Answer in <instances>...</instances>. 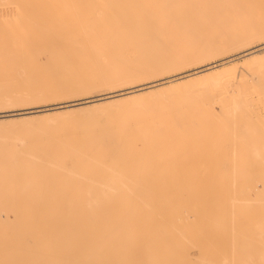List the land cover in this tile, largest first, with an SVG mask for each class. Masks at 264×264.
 Segmentation results:
<instances>
[{"label": "rangeland", "instance_id": "obj_1", "mask_svg": "<svg viewBox=\"0 0 264 264\" xmlns=\"http://www.w3.org/2000/svg\"><path fill=\"white\" fill-rule=\"evenodd\" d=\"M99 2L100 3L98 4L96 0H55L53 2H45L44 0H24L22 2L20 0L19 3V0H3L0 5V11H2V16L0 17V50H3L6 54H22L27 59L35 57V60H41L44 64V68H42L43 70L40 73L35 74L39 76L36 78L33 77L34 79L30 80V82H34L38 85L41 91L50 89L51 91L61 90L62 92H65L67 90V86L75 81L74 78L76 77V71L86 67L91 61V59H87L86 56L82 54V48L76 46L79 43H82L83 38L86 37L84 29L90 30H88V33H91L93 36L92 38H100L98 34H103V30H105V26L102 24L103 22H99L98 20L101 16L97 17L96 12L102 8H106V0H99ZM25 9L31 11L35 16L31 18H24V16H27L24 11ZM103 18L107 19L105 16H103ZM92 22H95L93 30L91 29ZM106 38L107 37H103V39ZM262 42L264 41H261L256 45L262 44ZM235 53L236 55H233ZM230 55L233 56L232 58L240 57V55H238V51L229 53L228 56ZM108 57H111V55L109 54ZM221 59L222 58H219L217 60ZM227 60H229V58L226 59V61ZM241 61L242 60L240 59L237 62ZM262 61L264 62V60ZM104 65L107 64L105 63ZM248 67H250V64H247L245 68ZM193 68H195V66L190 67V69ZM187 69L190 70L189 68ZM234 70L235 69L231 68L229 72L232 73L239 71L238 69ZM253 72V77L247 75L245 76V79L242 80L244 82L247 79L246 81L248 82L245 81L246 83L243 84L241 81V84L239 83L240 85L237 83V85H234L233 88H231L233 85L228 86L225 92L223 91L221 94L215 93L214 97L217 96L216 100L219 97L218 103L220 102V104L216 103L217 101H215L213 96L209 97L211 99L213 98V101L206 97L190 99L184 98L182 104L185 106V103L187 102L186 104L189 105L187 106V115H183L185 118L187 117L186 120H191L189 122L190 125L192 124L195 126L190 127L186 133L182 132L184 135L179 133L177 134V132L171 133L173 131H170V134L166 133L164 136L168 138L171 136L170 143L182 144L188 149L184 153L178 154L175 159L171 158L170 160H167L168 162L166 161L165 165L160 166L159 164H156L155 166H152V174L148 176V178L164 181L165 186L171 188V191H157L150 194L119 192L115 195V197L108 198L107 200L110 201V204L107 207H109L108 209L111 212H114L115 214L117 213V217L114 216L112 218L111 215L105 217L104 230L101 232L98 231L89 233V236L86 230V220H88L86 218L87 213L85 211L87 193L84 191V188L86 183L83 178L72 180L71 182H65L63 174H60L63 173L62 167L77 171L84 163V156L87 155V153L82 150L84 144L86 143L83 134H76L73 132L61 134H22L27 138L24 142L25 144L20 143V148L23 150L25 149V152L28 150L35 154L45 156V159L43 161H38V164L35 163L33 168L29 167L32 163H30L28 158H24L21 162L15 165H8L3 168L0 167V171L5 173L4 176H7L6 174L8 171L12 172V177H0V213H2L4 217H6L5 214L7 213L10 216V219L8 220L3 217V222H0V241L4 242H0V246H4L6 248V258L9 256L11 258L13 257L18 260L19 264H49L50 262V264H54L55 262L60 263L63 259L64 262H61V264L66 262V264H87V260L85 258L86 249H88V247L92 244H95L96 246H100V244H102V247L97 248L98 256L91 264H155L149 260L150 251L143 247V243L146 238L145 235H147L148 239L156 238L153 241H155L158 245L157 249L160 247L161 251L159 250L158 252L161 255L157 260V264H201V260L207 256L214 261L213 264H217V262L221 263L222 258L225 257H230L229 260L232 261L230 264H241L240 259H242V256L240 253L244 250L249 253L258 252L260 249V242L264 240L259 236L261 230L260 233H258L259 229L264 227V186L261 185L262 183L255 182V180L257 179L256 181L260 182L263 179L264 181V128L262 127L264 126V116H261L264 115V111H262L264 105L263 108L260 107V103L255 102L258 101L255 98L258 96L259 91H262L264 88V72ZM258 75H260V79L263 82L261 83L263 85L261 83L259 84L260 81L258 82ZM255 80L258 82H256V84L260 86L254 84ZM249 83H253V85ZM136 84L139 83H124L111 89L99 87L97 88V91L99 92L94 95L106 94L112 91L135 86ZM197 85H199V83H197ZM193 86L194 85H189L187 88L186 85H183L181 87L171 89L170 91H166L164 95H171L175 93L184 94L186 90L192 88ZM239 87L242 88V91H254L255 95L253 94V97L249 100L241 99L239 97V92H241ZM259 87L263 88L260 89ZM16 89L17 88L14 90ZM232 89H234L233 91L235 93ZM228 90H230L231 94ZM255 90L257 92H255ZM227 94L231 96L230 98L233 101ZM80 98L82 97H70L66 95L63 97L54 96L49 98L51 99L50 101L42 102L38 105H30L27 106V108H47L48 106L56 107L60 103ZM251 99H253L255 104L252 102V105H250V102L252 101ZM257 99L260 100L259 102L262 101L261 103H264V96H258ZM193 100H195V102H193ZM199 100H202L203 103ZM212 102L215 103L213 104ZM228 102L233 105H230ZM239 102H241V104ZM238 103L242 107L239 109L240 112L238 110L237 112L233 110L234 108H237L236 104ZM256 103L259 106L253 107L254 109L256 108L255 112L258 109L260 110L255 114L252 106L256 105ZM234 105L235 107H232ZM197 106H199L200 109ZM193 107L201 111H194V109H191ZM206 107L211 109L213 107L215 109L213 112L216 110L218 111H216V115H218V117H216V119L212 118L211 125H209V118L204 119L206 115L209 117L208 114H210V116L213 114L212 110L211 113L207 112V114L205 110L208 111L209 108L207 109ZM20 110L21 108L13 107L0 108V115H10L14 112H21ZM196 111L197 115H195ZM230 111H232V115L230 114ZM200 112L201 115L203 114L202 117L204 121L200 118L201 116H199ZM80 115L81 114H75L74 116L78 117ZM237 115H239L241 119ZM190 116L192 119L189 118ZM193 116H197V119L195 120ZM185 118L182 119V121H184ZM256 118H258L259 121ZM6 119L10 118L6 117ZM138 121H142V119L134 118L132 120L133 126L129 128L130 134H133L137 130L135 124ZM230 121H233L231 122L232 125L229 124ZM205 122H207V124H205ZM198 123H201V129L197 127ZM243 125H250V130L253 131L254 134L250 133V130H246ZM204 126L205 129L203 130ZM230 128L232 129V136L230 134L232 142L229 147L230 137L228 135L230 132L228 131L231 130ZM195 129L197 131H195ZM200 130H202V132ZM193 132L196 133L193 135ZM209 134H211V138L213 137L212 139ZM205 139H208L209 142ZM32 142L34 143L33 145ZM203 143H205L206 147H204ZM34 145L39 146L34 147ZM137 145L139 148L144 147V143H142V141H138ZM236 150H239V156H237L236 153L238 151ZM164 152L162 154L166 153ZM217 153L219 156H217ZM70 155H72V157L69 159ZM236 159L238 161L237 163L235 162ZM213 161L215 162L214 164ZM58 164L62 166V169L57 167ZM227 167L230 168L228 169ZM234 167H236L239 171H234L237 170ZM127 169L131 171L143 168L137 165L129 164ZM38 172H46L47 176L34 177L32 181H29L28 176L30 173L36 174ZM216 172L219 174H215ZM227 174L230 179L227 178ZM235 175H237V177ZM210 177L211 179L215 178L214 181L213 179L211 180ZM235 179L238 181L240 180V183H235L232 190H226L228 185L234 184ZM227 181L229 182L227 183ZM245 181H248L247 185L244 184ZM249 182L251 184H248ZM253 183L257 184L255 185L259 188L260 192H254V188L252 190L250 189V186H255ZM209 184L210 187L213 185L210 189ZM241 184H244L245 186ZM77 185L79 186V189H77ZM129 185L132 186L131 183H129ZM238 185L239 187H237ZM248 185L250 186L246 189ZM24 186L29 188L25 190ZM181 187H184V189L181 190ZM237 189H240V192ZM209 190L210 193L208 192ZM241 192H245L244 195ZM164 193H166V195ZM206 193L208 196H206ZM237 193H239V196ZM246 193H248L249 196ZM138 195L144 197L146 196V198H139ZM235 195L240 199H242L243 196H245V198L243 197L242 201H236ZM202 199H207V202L205 201L207 204L203 202ZM231 199H235V201H231ZM120 200L130 202L126 206V209L119 203L121 202ZM138 200L148 201L150 203L149 206L151 210L147 213L145 212L147 210H145L146 208H144V205L136 207L134 201L137 202ZM227 201H229L228 205ZM239 203L242 205H238ZM245 203L246 206L244 207ZM226 205H233L229 206L231 211L226 210L228 208H226ZM205 207L208 208V210ZM132 208H134V210ZM185 210L188 214L184 212ZM121 212L125 213L122 221L120 220L121 215L118 214ZM216 212L218 214H216ZM226 212L228 213L227 215ZM191 213H194V215ZM220 214L223 217L220 216ZM127 216L131 217L130 221H127ZM234 221L239 223H234ZM122 222L125 223V226L131 225L132 230H129L128 227H124L121 230L114 231V227L116 225L118 226ZM209 222L210 225L208 224ZM96 223L99 227H101L98 222ZM235 226L236 228H234ZM199 233H201V235L205 233V236L203 234L201 237ZM228 234L230 236L229 239ZM197 235H200V237ZM227 239L229 241H227ZM61 241L63 243H61ZM198 242L200 244H198ZM242 243L247 244V246L243 248L245 244ZM54 246L57 248H53ZM236 247L239 248L237 249ZM44 248L47 249L45 250ZM102 250H109V252L107 254ZM186 250L187 252L189 250L190 251L187 253L185 252ZM191 251L192 254L190 253ZM171 252L175 255L172 259L169 258V254H171ZM11 253H16L17 255H11ZM69 256L73 257L70 258ZM74 256H78L76 257L77 259H75ZM79 260H83V262Z\"/></svg>", "mask_w": 264, "mask_h": 264}, {"label": "bare ground", "instance_id": "obj_2", "mask_svg": "<svg viewBox=\"0 0 264 264\" xmlns=\"http://www.w3.org/2000/svg\"><path fill=\"white\" fill-rule=\"evenodd\" d=\"M2 1L3 0H0V5L2 4L1 3ZM21 1L23 2L24 0ZM44 1L53 2L55 0H44ZM96 2L98 4L100 3L99 0H96ZM106 5H105L106 8H102L96 12L97 17L101 16L98 19L99 22H103L102 24L105 26V30H103V34L100 35L98 34L100 38L97 37L92 38L93 36L91 35V33H88L89 29H84V33L86 37L83 38L82 43L76 45L77 47L82 48V54L86 56L87 59L89 60L91 59V61L87 64L86 67L79 69V71H76L75 74L76 77L74 78L75 81L67 86V90L65 92H62L61 90L51 91L50 89L46 91H41L38 85H36L34 82H30V80L39 76L35 74H38L43 70L42 68H44L43 67L44 64L42 63L41 60H37V59L35 60V57L27 59L22 54H18V55L6 54L3 50H0V108H7V107L21 108L20 110L21 112L18 113L14 112L10 115H0V167L3 168L8 165L9 166L15 165L21 162L24 158H28L30 163H32L30 164L29 167L33 168V166H35L34 165L35 163L38 164V161H43L45 159V156L35 154L28 150L25 152V149L23 150L20 148V143L25 144L24 142L26 141L27 138L24 137V135L22 134H34V133L61 134V133H72V132L76 134L77 133L83 134L86 143L84 144L82 150L86 152L87 155L84 156L85 161L81 165V167L77 171L70 170L66 167H62L59 164L57 165V167L59 169L63 168L62 169L63 173L60 174H63L65 182H71L72 180L83 178L84 182L86 183L84 191L87 193L85 200V205H86L85 211L87 213L86 218L88 219L86 220V224H87L86 230L88 232V236L89 233L98 232V231L101 232L102 230H104L105 217H108L110 215L112 218L114 216L117 217L116 215L117 213L115 214L114 212H111L108 209L109 207L107 206L110 204V201H108L107 199L110 197H115V195H117L119 192L150 194L157 191H163V192L167 190L171 191V188L165 186L164 181L148 178V176L152 174V170H151L152 166H155L156 164L157 165L159 164L160 166L165 165L167 160H170L171 158L175 159V157H177L178 154L184 153L188 149L182 144L170 143L171 136L170 138L164 136V134L166 133L170 134L169 133L170 131H173L171 133L177 132V134L178 133L183 134L182 132L186 133L188 132V129L190 127L195 126L192 124L190 125L189 122L191 120L188 121L186 120L187 117L185 118L188 112L187 106L189 104L187 105L186 104L187 102L185 103V101H184L185 106L184 104H182L184 98L190 99L197 97H201V98H205V97L209 98L211 96L214 97L215 93L221 94L223 93V91L225 92V90L230 85H233L231 87L233 88L234 85L235 86L237 85V83L241 84V81L245 79V76L249 75L253 77L254 76L253 71H255L256 73L264 72V62L262 61L264 60V42H262V44L256 45L257 43L264 41V0H106ZM24 11L27 15L24 16V18H28V17L31 18L35 16L31 11L27 9H25ZM1 12L2 11H0V17L2 16ZM103 16H105L107 19H104ZM94 23L95 22L91 23L92 30L94 29ZM103 37H107V38L103 39ZM237 51L240 57L232 58L233 56L231 55L228 56L229 53H233ZM109 54L111 55V57H108ZM233 55H236V53ZM219 58L222 59L217 60ZM228 58L229 60L226 61V59ZM240 59L242 61L237 62ZM105 63L107 65H104ZM247 64H250V67L245 68ZM192 66H195V68L190 69V67ZM187 68H189L190 70H188ZM231 68L235 70L238 69L239 71L230 73L229 71ZM164 75H170V76H164ZM258 77H259L258 82L260 81L259 82L260 84L262 82L260 79V75H258ZM245 81L244 82L242 81L243 84L248 82ZM254 82H255L254 84H256L257 81L255 80ZM124 83L125 84L139 83V84L121 90L112 91L106 94L94 95L97 92H99L97 91V88L99 87H104L105 89H111ZM197 83H199V85H197ZM249 84L253 85V83H249ZM183 85H186L187 88L189 87V85H194V86L186 90L184 94L175 93L171 95H164L166 91L168 90L170 91L171 89H175ZM15 88L17 89L14 90ZM234 89H232V91ZM241 89L242 88H240L241 92H239V97L241 99L249 100L251 97H253L254 91L252 92L251 90L242 91ZM228 91L230 92V90ZM255 92L257 91L255 90ZM58 94H64L70 97H82V98L72 100L69 102L60 103L56 107L48 106L47 108H41V107L27 108V106L30 105H38L39 103L50 101L51 100L49 99L50 97L64 96ZM236 94H237V89H236ZM228 96L229 98L231 97L230 95ZM258 96L259 97L264 96V88L262 91H259ZM258 96H256L255 98L258 101L255 102L260 103L259 104L260 107L263 108L264 103H261L262 101L259 102L260 100L257 99ZM216 97L217 96H215L214 99L215 101H217L216 103H218L219 97L217 100ZM212 99L211 101L214 100ZM251 100H250L251 104L250 103L248 104L252 105V102L253 104H255L253 99ZM193 102H195V100H193ZM200 102L203 103L202 100ZM212 103L214 104L215 102ZM239 103L241 104V102ZM257 103L256 105L252 106V109H254L253 107L255 106L257 107L259 106L257 105ZM218 104H220V102ZM238 104H236L237 108L233 109L236 112L237 110L239 111V109L242 108L241 105L239 104L240 105L239 106ZM230 105L233 104L230 103ZM194 107L191 108L192 110L194 109V111L195 110L198 111L200 109L199 106H197L199 109L197 108L195 109ZM232 107H235V105ZM211 110L213 116L212 115L210 116V114H208L209 112L211 113ZM213 110H215L213 107L212 109L209 108L208 111L205 110L206 113L208 112L207 114L209 115V117L205 113L207 117L205 116L204 119L209 118L208 119L210 122L209 125H211L212 123L211 122L212 118L216 119V117H218V115H216L218 111L216 110L217 112L216 111L213 112ZM259 110L260 109H258L257 111ZM197 111L195 115H197ZM257 111L255 112V114L257 113ZM262 111H264V108L262 109ZM75 114H81V115L75 117L74 116ZM199 114L198 115L201 116L200 118H202V120L204 121L202 117L203 114L201 115V112ZM230 114L232 115V111H230ZM237 116L239 117V115ZM6 117H9L10 119H6ZM195 117L194 119L196 120L197 116ZM134 118H141L142 121H138L135 124L137 130L133 134H130L129 128L133 126L132 120ZM184 118L186 121L185 120L182 121V119ZM189 118H191V116ZM231 122L233 121L229 122L230 125H232ZM205 124H207V122H205ZM250 125H245V126L243 125V126L245 127L246 130H250ZM197 127L201 129L202 128L201 123H198ZM262 127L264 128V126ZM204 129L205 126L203 130ZM195 131L197 130L195 129ZM200 131L202 132V130ZM228 132H230L228 135L230 137L229 139L230 140L229 147H230L232 142L231 140L232 129L229 130ZM194 133L196 132H193L192 134L194 135ZM250 133L254 134V132L251 130ZM211 134H209V136ZM208 139L205 140L208 141ZM138 141H142V143H144V147L139 148L137 145ZM33 144L34 143L32 142V145ZM203 144L204 147H206L205 143ZM38 146L34 145V147H38ZM236 151H238L236 154L237 156H239L238 155V153L240 154L239 150ZM163 152L165 154H162ZM217 156H219L218 153ZM71 157L72 155H70L69 159ZM237 159L235 161L236 163L238 162ZM214 163L215 162L213 161V164ZM129 164L140 166L143 169H134L129 171L127 169ZM227 168L229 169L230 167ZM234 171H239V170L237 169ZM215 174H217V172ZM4 175L5 173L0 171L1 178L12 177V172L8 171L6 174L7 176ZM46 176H47L46 172L45 173L38 172L36 174L30 173L28 177H29V181H32L34 177H46ZM226 176L227 178H229L228 174ZM235 176L237 177V175ZM212 179L214 181L215 178ZM256 180L255 182L262 183L261 185L264 186L263 179L260 182ZM228 182L229 181H227V183ZM247 182L245 181L244 184L247 185ZM129 183H131L132 186H130ZM235 183L239 184L240 180L238 181L237 179H235L234 184L231 183L232 185H228L226 190H232L234 188L233 185H235ZM251 183L249 182L248 184ZM244 184L241 185L245 186ZM256 185L255 186L248 185L246 189H248V187L250 186L251 190L253 188L255 189L254 192L255 191L260 192L259 188ZM211 186L213 187V185ZM212 187H210L209 184V189ZM237 187H239V185ZM28 188L29 187L24 186L25 190H27ZM77 189H79L78 185H77ZM183 189L184 187H181V190ZM238 191L240 192V189ZM208 192L210 193V190ZM244 193L242 194L244 195ZM164 194L166 195V193ZM237 194L239 196V193ZM138 196L139 198H146V196L145 197L140 195ZM206 196H208V194ZM238 196L236 197L235 195L236 201L237 200L242 201L243 197L245 198V196H243L242 199H240L238 198ZM202 201L207 202V199L206 200L202 199ZM231 201H235V199L234 200L231 199ZM228 202L229 201H227V205ZM119 203L122 204L126 209V206L130 202L123 200ZM134 203L136 207H139V205H144V208H146L145 210H147L145 212L147 213L149 212V210H151L149 206L150 203L148 201L138 200L137 202L134 201ZM240 204L241 203H239L238 205ZM227 205L226 208L227 207L228 208L226 210L231 211V209H229L230 208L229 206H233V205H229V206ZM245 206L246 203L244 204V207ZM132 209L134 210V208ZM206 209L208 210V208ZM123 212L118 213L119 215H121V219H120L121 221L125 216L124 215L125 213ZM184 212H186V210ZM227 212L226 215L228 214ZM218 213L216 212V214ZM191 214L194 215V213ZM5 215L6 217H4L2 213H0V222H3V217L6 218L7 220L10 219L8 213ZM220 216L222 215L220 214ZM130 220L131 217L127 216V221ZM96 222H98L101 225V227H99ZM234 223H239V222L234 221ZM208 224L210 225V222ZM124 227H128L129 230H132L131 225L125 226V223L122 222L118 226L116 225L114 227V231L121 230ZM234 228H236V226ZM258 233H260L259 235L260 238L264 239V227L262 229L260 228ZM199 234L201 235V233ZM203 234L205 236V233ZM200 235L197 236L200 237ZM145 236L146 238L144 240L143 247L150 251L149 260L152 261V263L157 264L158 263L157 260L161 255L158 252L160 250V247H158L157 249L158 245L156 244L155 241H153L156 238L148 239L147 235ZM229 238L230 236L228 234V239ZM228 239L227 241H229ZM183 240L186 241L185 239ZM61 243L63 242L61 241ZM198 244L200 243L198 242ZM246 246L247 244H245L243 248H245ZM259 246L260 249L256 253H249L243 249L244 251L240 253L242 256V259H240V263L264 264V240L260 242ZM55 247L56 246H54L53 248ZM99 247H102V244H100V246H96L95 244H92L88 247V249H86L85 258L87 260V264H91L92 262L95 261L96 257L98 256L97 248ZM6 252H7L6 248L4 246H0V264H19L18 260L13 257L11 258L9 256L8 258H6L7 257ZM105 252L108 254L109 250ZM185 252H187V250ZM190 253L192 254V251ZM11 255H17V254L11 253ZM169 255H170L169 257L170 259H172L173 256H175L172 252ZM74 257L75 259H77L76 257L78 256H74ZM229 258L226 257L222 258L221 260L222 262L221 263L217 262V264H230V262L232 261H230ZM79 261L83 262V260H79ZM61 262H64V259ZM61 262L60 263L55 262V263L61 264ZM213 263L214 261L208 258V256L201 260V264H213Z\"/></svg>", "mask_w": 264, "mask_h": 264}]
</instances>
